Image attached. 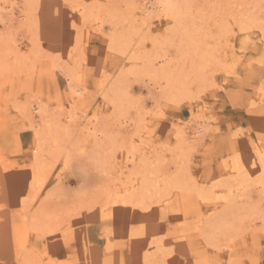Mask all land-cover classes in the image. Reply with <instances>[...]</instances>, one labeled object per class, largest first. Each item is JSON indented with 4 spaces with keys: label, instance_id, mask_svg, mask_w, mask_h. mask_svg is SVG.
I'll use <instances>...</instances> for the list:
<instances>
[{
    "label": "rangeland",
    "instance_id": "obj_1",
    "mask_svg": "<svg viewBox=\"0 0 264 264\" xmlns=\"http://www.w3.org/2000/svg\"><path fill=\"white\" fill-rule=\"evenodd\" d=\"M177 1L0 0V264H264V0Z\"/></svg>",
    "mask_w": 264,
    "mask_h": 264
},
{
    "label": "bare ground",
    "instance_id": "obj_2",
    "mask_svg": "<svg viewBox=\"0 0 264 264\" xmlns=\"http://www.w3.org/2000/svg\"><path fill=\"white\" fill-rule=\"evenodd\" d=\"M7 8V7H6ZM9 8V7H8ZM154 8L160 12H162L163 14H165L167 17L173 19L176 23V25H180V19H181V7H179L178 5V1L177 0H155V5H154ZM74 12L76 14H79L80 17H83L85 19H90L89 22L91 23V28H94L95 26H98L100 25L101 23L100 22H103V21H100V19L102 20V18H100V16L98 17L97 14L91 10H88L87 7H84V6H74L73 8ZM117 12V11H116ZM100 15V14H99ZM140 15V14H139ZM1 19V17H0ZM113 20V19H112ZM89 23V24H90ZM254 23V22H253ZM103 24V23H102ZM244 25V24H243ZM254 25V24H253ZM101 27V26H99ZM102 28V27H101ZM176 29V28H175ZM100 30V29H99ZM98 31V30H97ZM77 36V35H76ZM120 36V35H119ZM118 39V38H117ZM120 39V38H119ZM82 41V40H81ZM119 42V41H118ZM139 42V41H138ZM120 43V42H119ZM118 44V43H117ZM129 42H121L119 44V50L126 54V57L130 60V62L132 63V65H136V69L143 75L145 76L148 81H152V83L156 84L157 88H159L160 90H162L164 92V94H166L167 96L169 97H176L177 94H180V90L182 89V84H183V77L181 76V74L178 72H174V71H166L163 67V65H166V63L170 60H167L166 57L162 58L160 60V66L158 67H155V64L152 62V60L148 57V56H145L144 54H141L139 52V49H131L129 47ZM135 47V46H134ZM194 47H197L196 45ZM113 48V47H112ZM117 48V47H116ZM115 48V49H116ZM10 49V48H9ZM113 49V50H115ZM196 49V48H195ZM205 49V48H204ZM118 50V49H117ZM209 50V49H208ZM18 52V51H17ZM205 52V51H204ZM202 51V54L204 53ZM200 54V53H199ZM193 55V54H192ZM194 56V55H193ZM192 56V57H193ZM197 56V55H196ZM195 57V56H194ZM204 58V57H203ZM24 59V58H23ZM199 59V58H197ZM16 61V60H15ZM192 61V60H191ZM202 61L204 62V60L202 59ZM2 62V61H1ZM199 62V61H198ZM159 63V62H158ZM190 63V62H189ZM195 63V62H194ZM201 63V62H199ZM202 64V63H201ZM191 65V63H190ZM192 66V65H191ZM195 65L193 64V67ZM205 66V65H204ZM127 67V66H126ZM171 68V67H170ZM195 68V67H194ZM128 69V68H127ZM133 69V68H132ZM135 69V68H134ZM168 69V67H167ZM190 69V68H189ZM197 71L199 70V66L197 65V67L195 68ZM194 69V70H195ZM201 70V69H200ZM199 70V72H201ZM6 71V70H5ZM120 71V70H119ZM122 71V70H121ZM124 71V70H123ZM136 71V73L138 72ZM206 71V70H205ZM130 72V70H129ZM132 72H134L132 70ZM138 72V73H139ZM203 72V71H202ZM197 73V72H196ZM195 73V74H196ZM120 74V73H119ZM118 74V75H119ZM130 74V73H129ZM139 75V74H138ZM118 77V76H117ZM139 77V76H138ZM107 78V77H106ZM113 85V84H112ZM119 85V84H118ZM121 86V85H120ZM120 86H117L120 87ZM184 87V86H183ZM116 88L115 87H111L108 92H107V97L109 98L108 100H110L112 103L114 102H117V100H119V95L116 94ZM186 91V89H185ZM182 93V92H181ZM181 98V97H179ZM167 99V98H166ZM183 99H184V96H183ZM180 101V99H178ZM34 109H36L37 111L39 110V107L36 106L34 107ZM45 114V113H44ZM53 118V117H52ZM66 119L69 121L71 118H70V114H67L66 115ZM57 120V119H56ZM53 125V124H51ZM54 126V125H53ZM67 126V124H66ZM65 126V127H66ZM47 127V126H46ZM61 127V126H59ZM50 128V126H49ZM68 130V129H67ZM203 130V127L202 126H199L197 127L196 130H191V134L192 135H196V134H199L200 132H202ZM178 134L181 135V138L185 137L184 136V133L182 132V130H178ZM190 133V132H189ZM188 133V134H189ZM201 135V134H200ZM196 137V136H195ZM203 137V136H202ZM199 138V137H198ZM201 138V137H200ZM189 139V138H188ZM191 140V139H190ZM191 143V142H190ZM189 144V143H188ZM197 145V144H196ZM260 151V150H259ZM258 154V161L260 163V166H261V175L263 176L262 179H260L258 181V187L262 190L264 189V153H262L261 151L260 152H257ZM253 155V154H252ZM251 155V156H252ZM255 155V154H254ZM238 156V155H237ZM236 156V158H237ZM130 157V155H129ZM132 157V156H131ZM254 157V156H253ZM36 158H37V155H36ZM236 160V159H235ZM237 162V161H236ZM38 165V168H42L43 167V164L41 163H37ZM250 164V163H248ZM252 164V163H251ZM242 166V165H241ZM229 167V166H228ZM231 168H235V169H238L239 168V165L238 164H234L233 167ZM39 170V169H38ZM36 171V170H35ZM252 171V170H251ZM42 172V171H41ZM39 173V172H37ZM238 174V173H237ZM230 176V175H229ZM258 176V175H257ZM247 177V176H246ZM41 178V177H40ZM245 180V179H244ZM39 181V180H38ZM39 184V183H38ZM172 186V185H171ZM143 187V186H142ZM169 187V185H168ZM175 187V186H174ZM185 189V188H184ZM241 190V189H240ZM129 197L133 196L132 194L133 193H129ZM205 198H207L205 196ZM211 198V197H210ZM226 198H229V197H226ZM231 198V197H230ZM225 200V199H224ZM226 201V200H225ZM229 202V201H228ZM232 204V203H231ZM227 205V204H226ZM32 222V221H31ZM34 223V222H33ZM33 227V226H32Z\"/></svg>",
    "mask_w": 264,
    "mask_h": 264
}]
</instances>
